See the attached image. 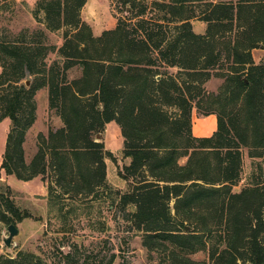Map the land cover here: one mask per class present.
Listing matches in <instances>:
<instances>
[{
  "label": "trees",
  "instance_id": "16d2710c",
  "mask_svg": "<svg viewBox=\"0 0 264 264\" xmlns=\"http://www.w3.org/2000/svg\"><path fill=\"white\" fill-rule=\"evenodd\" d=\"M1 1L3 9L9 0ZM154 2L165 10L161 19L148 17L140 1L122 0L125 10L131 8L126 20L99 38L81 18L88 0L37 2L35 17L43 15L51 32L64 30V41L52 50L0 44V122L8 119L12 126L1 170L24 182L52 170L56 180L47 204L63 227L96 204L112 207L143 235L145 248L158 253L164 248V264H264V187L256 183L233 192L243 171L242 149L253 147L255 158L264 148V66L252 58L253 50L264 48V0ZM195 19L208 24L205 35L194 32ZM50 50L57 59L47 65ZM226 64L231 73L226 104L221 101V111H215L217 131L194 137L192 89L198 87L180 84L168 70L180 68L204 83ZM247 66L245 78L240 74ZM75 67L82 76L69 80ZM28 75L40 76V84L28 88L23 83ZM44 87L63 127L41 136L38 153L26 164L23 143L36 120L35 94ZM230 103L238 111L230 112ZM111 122L121 127L124 155L131 159L120 172L128 183L125 193L109 184L106 159L112 154L94 139ZM75 198L87 202L66 210ZM199 209H205L200 219ZM28 218L32 214L17 206L0 178V222L10 226ZM200 252L209 263L192 259ZM61 257L63 264L103 263L92 254L82 259L78 248ZM0 264L47 262L22 251L15 258L1 256Z\"/></svg>",
  "mask_w": 264,
  "mask_h": 264
},
{
  "label": "rangeland",
  "instance_id": "374dc122",
  "mask_svg": "<svg viewBox=\"0 0 264 264\" xmlns=\"http://www.w3.org/2000/svg\"><path fill=\"white\" fill-rule=\"evenodd\" d=\"M38 1L9 0L7 6L0 9V44L7 43L23 47L28 45L34 48L46 47L47 49L51 48V50L52 47L58 49L62 46L64 30L51 32L43 23V15H39L38 18L35 17L34 10ZM121 1L88 0L81 12V18L90 26L95 38L101 37L106 31L114 30L119 19L126 20V15H129L131 8L129 6V10H125ZM136 1L147 6L150 14L148 17L152 16L156 20L163 17L165 10L157 6L154 0ZM1 4L2 1L0 0ZM191 22L195 33L205 35L207 23L196 19ZM226 41L224 45L229 43ZM224 45L223 47H225ZM51 50L46 52L45 64L47 65H51L57 59L56 54ZM252 58L255 65L264 66V48L253 50ZM41 61L43 58L40 60L42 67ZM244 69L246 70L242 71L240 75L246 78L249 75V66ZM1 72L2 68L0 67V74ZM168 72L180 84L186 81L198 87L192 89L194 97L192 132L193 126H199L204 120L210 121L212 119L211 125L214 126L215 119L218 121L216 112L221 111V101L225 104L227 101L223 95L227 86L226 75L230 76L231 66L226 64L224 69L211 71L210 78L204 83L200 82V77L197 78L199 80L193 81L187 72L180 68L170 69ZM38 75H28L23 83H29L28 88L32 85H39L41 81ZM68 75L69 80H76L81 78L82 71L80 67H75L69 71ZM34 101L36 120L26 132L23 143L26 164H30L38 153L40 137H48L51 130L55 131L63 127L61 119L54 111L50 110L48 87L38 90ZM240 102L241 100L238 105ZM226 107H229L230 112L238 111L234 103H230ZM11 127V122L8 119L0 122V178L12 189L13 200L17 206L22 210L29 211L33 218L25 219L16 224L18 235L14 237L10 247L5 245V240L10 235L8 232L9 225L0 222V257L15 258L19 252L23 251L37 255L47 264H63L61 253H68L72 249L78 248L82 259L92 254L97 258V261H102V264H107L113 256L115 257L114 264H164L162 259L167 257L164 248L159 246V253L145 248L142 244L143 235L131 230L129 222L112 207L108 209L103 205L96 204L91 211L80 216L78 220H72L70 217L67 225L63 227L57 215L49 213L47 204L48 188L53 186L56 180V175L52 170H49L45 176H38L27 182L20 181L15 176H7L5 171L1 170ZM214 127L216 128V126ZM193 136L197 137L194 133ZM94 139L98 143H103L106 151L112 154V158L106 159L109 184L113 190L125 193L128 189V183L121 178L120 172L131 163V159L124 155L125 139L121 127L117 123L111 122L106 125L104 131L96 134ZM249 142L252 143V141ZM251 149L253 147L242 149L243 171L239 184L233 188L234 193H239L256 183H261L264 187V180L262 179V177L264 178V148L258 150L262 156L255 158L250 157ZM185 161V159L181 160L180 163L184 164ZM106 197L108 196L102 198L106 199ZM84 201L81 198L70 199L66 202L65 208L69 210L72 206L77 207L87 202ZM174 204L173 201L171 207H174ZM1 207L4 209L3 204ZM203 214H205V209H199V219ZM209 241H211V245L216 243L214 239L209 238ZM192 259L209 263L206 252L197 253L192 256Z\"/></svg>",
  "mask_w": 264,
  "mask_h": 264
},
{
  "label": "crops",
  "instance_id": "0c3cea01",
  "mask_svg": "<svg viewBox=\"0 0 264 264\" xmlns=\"http://www.w3.org/2000/svg\"><path fill=\"white\" fill-rule=\"evenodd\" d=\"M211 120L210 121H206L204 120L202 124H200L199 126L194 125L193 126V133L195 135H197V137H210L214 131L217 130L218 127V121L215 119V123L214 126H216V128L211 125ZM199 132V134H198Z\"/></svg>",
  "mask_w": 264,
  "mask_h": 264
},
{
  "label": "water",
  "instance_id": "95a60500",
  "mask_svg": "<svg viewBox=\"0 0 264 264\" xmlns=\"http://www.w3.org/2000/svg\"><path fill=\"white\" fill-rule=\"evenodd\" d=\"M129 10V9H128ZM29 85V83H27V86ZM8 232H9V238H7L5 240V245L7 247H10L12 245V241L14 239V237H16L18 235V228L16 225H10L8 226ZM185 232L188 233L189 232V227H186Z\"/></svg>",
  "mask_w": 264,
  "mask_h": 264
}]
</instances>
